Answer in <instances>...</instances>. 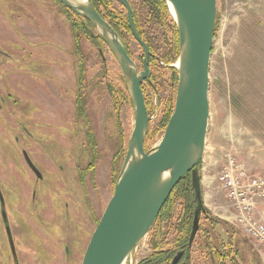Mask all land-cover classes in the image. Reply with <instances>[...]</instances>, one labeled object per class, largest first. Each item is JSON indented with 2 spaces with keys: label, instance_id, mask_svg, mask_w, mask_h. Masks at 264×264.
Wrapping results in <instances>:
<instances>
[{
  "label": "rangeland",
  "instance_id": "rangeland-1",
  "mask_svg": "<svg viewBox=\"0 0 264 264\" xmlns=\"http://www.w3.org/2000/svg\"><path fill=\"white\" fill-rule=\"evenodd\" d=\"M72 14L59 0H0V193L18 264L82 263L134 127L132 103L122 105L118 120L103 81L107 72H122L119 63L105 43L101 54L88 35L76 37ZM129 39L142 69L143 49ZM152 72L158 90L145 86L153 109L149 128L155 129L178 82L162 63ZM209 100L212 152L201 162V176L204 167L208 179L202 193L206 211L218 220L211 224L201 216L192 264H221L218 251L232 253L226 264H264V251L236 225L221 185L229 153L264 177V0H217ZM163 132L145 141L147 150ZM24 150L41 178L27 165ZM258 202L264 221V199ZM1 209L0 203V264H15ZM203 230L215 248L206 247ZM149 233L126 264L151 256Z\"/></svg>",
  "mask_w": 264,
  "mask_h": 264
},
{
  "label": "water",
  "instance_id": "water-1",
  "mask_svg": "<svg viewBox=\"0 0 264 264\" xmlns=\"http://www.w3.org/2000/svg\"><path fill=\"white\" fill-rule=\"evenodd\" d=\"M59 1L72 13L92 23V36L100 35L103 38L122 69L134 110V127L113 195L91 235L81 264H126L128 260L132 261L172 191L189 173L196 202L190 238L192 242L199 230L201 216L206 213L201 162L206 151L210 117V60L217 0H164L179 32L178 59L170 65L178 70V84L167 126L158 144L149 150L145 141L151 116L142 85L146 80L151 82V50L135 26L130 0L116 1L125 7L129 27L143 49L142 69L129 55L120 34L90 0ZM23 154L41 178L42 174L28 152L24 150ZM0 197L4 205L2 195ZM2 215L7 220L6 210L2 211ZM6 229L15 253L10 226ZM188 254L189 250L186 252ZM182 255L183 252H179L173 264H177Z\"/></svg>",
  "mask_w": 264,
  "mask_h": 264
},
{
  "label": "trees",
  "instance_id": "trees-1",
  "mask_svg": "<svg viewBox=\"0 0 264 264\" xmlns=\"http://www.w3.org/2000/svg\"><path fill=\"white\" fill-rule=\"evenodd\" d=\"M90 2L95 6L103 18L120 34L129 55L134 57L130 49L129 37L134 40L135 38L128 24L125 7L116 0H90ZM130 3L133 8L135 26L142 39L148 44L151 50V58L149 60L150 69L152 70L155 66L164 63L166 65L162 64V66L167 69L172 81L174 83L178 82V70L170 65L175 63L178 59L179 32L167 3L164 0H130ZM72 15L75 18L76 37L81 33L88 35L90 39H93V42H97L99 45L104 43L100 35L92 36L90 28H92L93 25L89 20L74 13ZM75 43L79 45L78 38H75ZM143 57L144 54H142L141 58L143 59ZM154 76L155 72H152L150 77L151 82L146 80L142 85L149 114L152 113L153 109L152 101L150 97H148L146 90L147 87H153L156 91L158 90ZM105 79L108 84L110 95L113 98L115 116L119 120L122 105L126 102L132 103L125 78L122 72H107ZM158 103L160 106L162 101L158 100ZM174 104L175 98H170L166 103L163 118L160 120L157 127L155 129L149 128L146 137L147 143L150 140H155L157 136L165 130L172 114ZM122 152L123 151H120L119 154ZM195 204L192 177L189 173L176 185L160 211L158 218L151 227L149 241L153 252L151 256L143 260L141 264H173V259L179 252H183V255L177 264H192L191 248L195 243L198 232L202 230L200 220L199 230L196 232L195 238L191 242L190 238L195 215ZM205 214V219L211 224H214L216 220H218L210 216L209 211H206ZM203 231L206 237V247L209 249L215 248L209 239L210 235L207 233L208 231ZM188 250L189 254L186 255ZM231 250L233 249L231 248ZM217 253L219 254L217 258H220L221 264H226L227 257L232 254L230 253L229 255L228 253L223 256L221 252L218 251Z\"/></svg>",
  "mask_w": 264,
  "mask_h": 264
},
{
  "label": "built area",
  "instance_id": "built-area-1",
  "mask_svg": "<svg viewBox=\"0 0 264 264\" xmlns=\"http://www.w3.org/2000/svg\"><path fill=\"white\" fill-rule=\"evenodd\" d=\"M221 185L234 210L236 225L264 251V221L257 212L258 201L264 199V177L251 174L243 162L229 153L221 169Z\"/></svg>",
  "mask_w": 264,
  "mask_h": 264
},
{
  "label": "flooded vegetation",
  "instance_id": "flooded-vegetation-1",
  "mask_svg": "<svg viewBox=\"0 0 264 264\" xmlns=\"http://www.w3.org/2000/svg\"><path fill=\"white\" fill-rule=\"evenodd\" d=\"M96 44H97V48H98V50H99V44L97 43V42H95ZM103 45V44H102ZM104 79H105V77H104ZM105 81H106V79H105ZM106 85L108 86V84H107V81H106ZM25 158V157H24ZM32 160V159H31ZM25 161H26V159H25ZM33 161V160H32ZM26 163H27V161H26ZM33 163H34V161H33ZM35 164V163H34ZM27 165L30 167V169L34 172V170L31 168V166L27 163ZM36 167H37V165H35ZM38 168V167H37ZM39 169V168H38ZM34 174L36 175V173L34 172ZM2 194L0 193V196H1ZM3 197V196H2ZM36 197H37V194H34L33 195V197H32V201L33 202H35L36 201ZM1 198V197H0ZM0 203H1V216L3 217V215H2V211L3 210H5L6 209V207H5V202H4V205H2V201H1V199H0ZM3 206L5 207V208H3ZM4 219V218H3ZM9 221H10V219H9V217H8V215H7V220H3V223H4V227H5V231H6V233H7V226H10V224H9ZM10 230H11V232H12V227L10 226ZM12 234V233H11ZM7 235H8V233H7ZM8 238V240H9V237H7ZM9 242H10V240H9ZM10 251H11V253H12V257H13V260H14V263L15 264H18V262H19V258H18V253H17V251H16V249H15V253H14V251H13V249H12V247H11V243H10ZM65 252H66V254L67 255H69V254H72L71 253V250H70V248L69 247H66L65 248ZM81 264V263H80Z\"/></svg>",
  "mask_w": 264,
  "mask_h": 264
},
{
  "label": "crops",
  "instance_id": "crops-1",
  "mask_svg": "<svg viewBox=\"0 0 264 264\" xmlns=\"http://www.w3.org/2000/svg\"><path fill=\"white\" fill-rule=\"evenodd\" d=\"M103 81L106 84L105 79ZM207 143H208V141H207ZM207 143H206V149L207 150L205 151V155H204V160L205 161L207 159H211V156L209 157L208 154L212 152V149H211L212 147L209 144H207ZM204 173H205V171H204V167H203V169H202V188H203V190L205 189L204 185H206V183L208 181V179L205 178V174Z\"/></svg>",
  "mask_w": 264,
  "mask_h": 264
},
{
  "label": "bare ground",
  "instance_id": "bare-ground-1",
  "mask_svg": "<svg viewBox=\"0 0 264 264\" xmlns=\"http://www.w3.org/2000/svg\"><path fill=\"white\" fill-rule=\"evenodd\" d=\"M80 1H85V0H80ZM170 8H171V10L173 11V7H172V5L170 4ZM151 58V57H150ZM207 150V149H206Z\"/></svg>",
  "mask_w": 264,
  "mask_h": 264
}]
</instances>
